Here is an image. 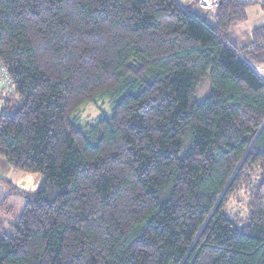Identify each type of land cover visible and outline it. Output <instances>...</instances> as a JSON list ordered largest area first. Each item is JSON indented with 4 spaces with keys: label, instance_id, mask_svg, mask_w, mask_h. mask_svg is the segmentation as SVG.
<instances>
[{
    "label": "trees",
    "instance_id": "16d2710c",
    "mask_svg": "<svg viewBox=\"0 0 264 264\" xmlns=\"http://www.w3.org/2000/svg\"><path fill=\"white\" fill-rule=\"evenodd\" d=\"M246 6L0 0V158L41 175L0 264H264V27L228 36Z\"/></svg>",
    "mask_w": 264,
    "mask_h": 264
},
{
    "label": "rangeland",
    "instance_id": "374dc122",
    "mask_svg": "<svg viewBox=\"0 0 264 264\" xmlns=\"http://www.w3.org/2000/svg\"><path fill=\"white\" fill-rule=\"evenodd\" d=\"M5 81L8 83L7 78L4 77L2 73H0V104L3 103V96L7 94L9 95L10 91L8 90H11L8 88L9 84H6ZM209 90V81L208 79H205L202 81L201 86L196 95V102L201 103L209 93ZM10 95H13L12 92ZM109 109V99L106 97H101L95 102L85 104L81 108H79L78 111L74 114V119L78 123L92 122L94 119H96V117L99 116L100 110H102L103 112H108ZM40 177L41 175L38 173L21 172L14 170L10 167L6 168L4 165H0V197L7 196L9 200V205L14 208L12 217L4 216L0 213V219H10L13 218V216L17 215L19 212H21L25 203L23 193L33 191L38 186ZM8 181L11 182L13 187H16L18 191L12 190V186L8 183ZM237 195L240 199L238 201L236 200L234 204H238L239 210L241 211V214H243V210L241 207L244 206L246 198L245 196H242L241 193H238Z\"/></svg>",
    "mask_w": 264,
    "mask_h": 264
},
{
    "label": "crops",
    "instance_id": "0c3cea01",
    "mask_svg": "<svg viewBox=\"0 0 264 264\" xmlns=\"http://www.w3.org/2000/svg\"><path fill=\"white\" fill-rule=\"evenodd\" d=\"M247 4L245 8V20L232 26L229 31V39L239 48L247 46L253 39L252 31L264 27V0H242ZM182 4L192 12L203 13L198 7L196 0H182ZM264 69V64H262ZM0 165L6 168L10 167L3 159L0 158ZM11 168V167H10Z\"/></svg>",
    "mask_w": 264,
    "mask_h": 264
},
{
    "label": "built area",
    "instance_id": "2783aa9c",
    "mask_svg": "<svg viewBox=\"0 0 264 264\" xmlns=\"http://www.w3.org/2000/svg\"><path fill=\"white\" fill-rule=\"evenodd\" d=\"M196 2L199 8H201L202 10H209L216 7L219 4L220 0H196ZM259 70L260 69L258 67L255 68L256 72H258Z\"/></svg>",
    "mask_w": 264,
    "mask_h": 264
},
{
    "label": "water",
    "instance_id": "95a60500",
    "mask_svg": "<svg viewBox=\"0 0 264 264\" xmlns=\"http://www.w3.org/2000/svg\"><path fill=\"white\" fill-rule=\"evenodd\" d=\"M261 77H262V75H261ZM263 78V77H262Z\"/></svg>",
    "mask_w": 264,
    "mask_h": 264
}]
</instances>
